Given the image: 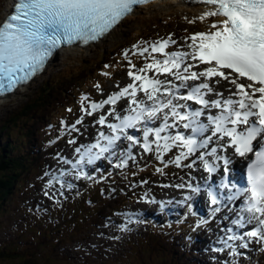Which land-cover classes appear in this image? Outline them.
Wrapping results in <instances>:
<instances>
[{"label": "snow or ice", "instance_id": "snow-or-ice-1", "mask_svg": "<svg viewBox=\"0 0 264 264\" xmlns=\"http://www.w3.org/2000/svg\"><path fill=\"white\" fill-rule=\"evenodd\" d=\"M148 2L16 0L11 13L0 21V95L15 92L43 71L57 49L101 40ZM193 3L204 5V11L189 22H207L206 30L184 37V43L173 51L169 47L178 42L171 34L132 45L123 50L129 81L123 86L117 81L116 91L99 102L89 101L88 106H84L88 96L81 97L82 115L71 125L65 123L68 132H79L77 125H83L84 115L99 110L104 111L94 124L107 131L98 130L93 142L75 148L78 159L65 158V163L76 179H95L86 169L101 159L117 169L127 167L145 152H155L165 166H181L192 157L191 164L183 165L191 168L199 160L209 174L204 178L207 196L212 205H218L212 211L239 201L238 208L228 209L235 218L226 229L231 235L221 243L233 257L242 256L238 249H247L252 240L264 243V0ZM131 56H140L143 65L137 67ZM102 74L111 76L109 72ZM96 87L103 92L100 85ZM68 142L75 144L76 140ZM137 147L141 151L134 152ZM174 148H179V153L165 162L164 154ZM235 157L245 162L240 173L244 184L232 175L236 172ZM68 174V170H61L59 176L45 173L50 177L48 187L59 183V195L64 188L73 189ZM213 174L219 175V184L214 183ZM185 186L193 193L201 192L200 184L174 185ZM220 189H231V194ZM194 199L189 194L182 203ZM188 206L191 210V203ZM204 223L207 221L198 220L197 227ZM122 227L127 230V225ZM216 250L223 252L224 248Z\"/></svg>", "mask_w": 264, "mask_h": 264}, {"label": "rangeland", "instance_id": "rangeland-1", "mask_svg": "<svg viewBox=\"0 0 264 264\" xmlns=\"http://www.w3.org/2000/svg\"><path fill=\"white\" fill-rule=\"evenodd\" d=\"M9 0H1L0 1V16L3 15V7L7 6ZM149 16H156V19L158 16L160 17H165V16H171L172 18L167 19L169 21H173L174 18L177 20L180 19L179 21L180 25L176 24H168L167 27H174L177 28V26H180L181 30L176 33V35H180L179 43H184V37L190 36L192 33L195 32V30L191 28H197L199 25V29H206V22H201L199 20H196V22L190 23L189 21L193 20L194 17L197 15L191 12H184L182 10H175L174 12H156V13H151ZM149 16L145 17L144 23L143 24H148L149 23ZM185 17L187 19H185ZM187 22L185 24L184 21ZM130 23L126 24L123 26L120 31V33H123L125 31L126 35L129 37L131 36L132 32L134 30H140L141 27L139 26L142 22L140 18H132L129 20ZM149 25V24H148ZM154 28H157V24L153 23L152 24ZM151 25V27H152ZM190 33V34H189ZM117 34V35H119ZM133 38L127 43L129 44L130 47L134 45L133 43ZM105 48V49H104ZM107 51L109 49L108 43L98 45L95 47V49L91 51H83L79 52L77 54L72 55L69 58H63L60 59L57 64L51 67V69L44 75L42 76L35 84H33L30 88L24 89V92H21L17 95H14L10 98V100L7 101L6 104L0 105V131L2 130V125L8 124L10 126L9 129H4L3 132H0V141L4 142V137H8L11 133V131L18 133L19 135L21 134V129L19 125H16L15 122H8L11 116L17 115L19 112L22 111V109L26 108V105L32 100V98H36L37 95L44 94L45 92L40 90L41 89V84L45 81H47L50 77H52L53 74H56L58 71H62L63 75L68 74L69 71H75L74 68L79 64V61H89L91 58H96L99 54V51ZM131 49V48H130ZM124 49H120L118 53L122 52ZM122 53L117 54L116 57L118 58L121 56ZM138 58H140L138 56ZM114 60V59H113ZM115 62L119 63L118 59L114 60ZM119 65H121L119 63ZM69 68V69H68ZM82 67H79L76 69V71L80 70ZM122 69L117 70L111 78L113 80L107 81L103 76L97 75L96 72L91 74L90 77L87 79L86 84H94L97 80L101 81L102 86H100V89H103V92L98 90L96 85L93 87H87L95 97L92 99H106L107 95L106 94H111L112 90H116L115 83L117 81L121 82V85H123L126 81H128L127 78V73L126 70H128L127 64L121 65ZM53 72V73H52ZM82 72V71H80ZM95 76L96 78H94ZM80 81L79 79H77ZM82 85V84H81ZM86 89V85H85ZM81 111H78L74 113L72 116L73 118H76L78 116H81ZM61 116V114H60ZM87 117V116H85ZM66 118V116L62 117V119ZM56 118V120H58ZM62 125V122H60ZM61 125L58 129V135L63 134V131L61 130ZM89 125H92L89 123ZM85 126V125H84ZM87 131V130H86ZM87 135V134H85ZM13 139H15L12 136ZM68 139H65L61 144V150L63 148V144L67 143ZM166 154V153H165ZM164 154V156H165ZM175 153L173 154V156ZM156 159V154L155 152L145 154L143 157H141L140 162L147 163V162H154ZM50 161L56 162L57 159L52 156ZM49 161V162H50ZM163 169L162 172H153V173H147L144 175V177H141L138 182L141 183L140 181L145 179V178H150V182L145 185L143 189L138 190V194L140 197L145 196V194L148 193V189L150 186H157L159 187V183L157 182H163V181H168V180H174L175 172L172 173L171 175L164 174L163 172L167 171L164 166L160 167ZM50 170V169H49ZM48 168L45 167L40 171V173L33 174L30 176V179H28L27 182L23 184V186H20L17 189V193H15L14 197L12 198L9 203H7V209L3 211L2 213L0 212V249L5 248V247H11L13 249L15 245H12L11 240L13 235H20V232L24 230L23 224L25 222H29L30 220L33 221L34 218L40 217L37 214H32L28 210L24 208L25 204H27V200H25V197H27V194L23 195V191L26 190L28 193L29 198H36L37 200L43 199V201L51 204V205H56L57 207L60 206V208H63L65 205H67V202L70 200L71 202H76L77 207L74 208V213H81L80 214V219H74V216L71 217L68 220L67 223H62V230L61 231H55L56 237H63L62 235H66L63 238L62 244H59L55 247L52 246H45L43 247V253H41L43 256L39 260L38 264H48L47 261H51L52 264H137L139 261L142 260L143 257L147 255V253L150 251V243L155 242L153 236L150 234V228H148L145 225H141L139 228L134 229L132 228L135 232L132 230H125L122 226L119 227L117 226L114 221V216H111L103 221V225L105 226L104 228H99L96 223V219L98 217L99 222H100V216L98 215L100 211L99 204L97 200L102 196L101 190L107 189L108 186L106 187H101L97 194H93L92 192L89 191H80L79 190V185L74 188V189H68L64 188L63 189V195H60V198L58 199V193L55 192V189H59L60 187L53 185L52 187H47V182L48 179L50 178L47 176V179H41V175H45L47 173ZM59 173V170L56 169L54 173ZM112 172L110 171V174ZM177 174H180L178 172ZM79 179H75L77 182ZM137 181L132 180L129 182V184L125 187H119L115 194H121L123 192L127 191L128 187H136ZM153 189V188H151ZM111 192L114 191L113 189L110 190ZM154 190H152L153 192ZM45 192H48V195H45ZM56 196L57 198L54 199L53 196ZM163 195V193H161ZM40 198V199H39ZM92 199L91 203H88L89 200ZM102 200V199H100ZM90 202V201H89ZM140 202L138 199L137 201H128L127 206L129 205H137ZM117 206V205H115ZM114 206V207H115ZM68 209V208H67ZM70 211V210H69ZM98 215V216H97ZM35 216V217H33ZM66 217V216H65ZM41 222L42 225H39L38 229V235H41L43 232L46 231V228L52 227L45 221L44 216H41ZM61 222L63 220L61 219ZM75 222V223H73ZM143 224V223H142ZM153 231V230H152ZM31 237V235L26 234L24 239ZM32 239V237H31ZM195 240L194 234L192 237ZM255 245L263 246L264 248V243H257L255 240L252 241ZM25 245L24 242L18 241L16 245ZM191 244V242H190ZM157 245V243H156ZM158 246V245H157ZM140 249L145 250V254H142L140 252ZM158 251H160L158 249ZM53 256L52 259H47V256L49 255ZM187 254V253H186ZM206 256L212 260L213 262H216L217 264H242V259H240V262H236L234 259L237 258L233 257L231 254L224 255V254H219L216 253L218 257H210V253H205ZM108 255V256H107ZM29 256L34 257L29 254ZM162 254L159 252L154 256V258H160ZM226 258H225V257ZM64 257L68 258L64 260ZM194 257H198V260H195ZM87 258V260H85ZM178 260H180L178 263L179 264H203L202 261L209 262L210 261L205 258L203 255H197V254H192L190 256L184 255L182 253L179 254V256L176 257ZM70 259V260H69ZM211 264H214V263ZM0 264H14L10 259L8 260H2ZM37 264V263H36Z\"/></svg>", "mask_w": 264, "mask_h": 264}, {"label": "trees", "instance_id": "trees-1", "mask_svg": "<svg viewBox=\"0 0 264 264\" xmlns=\"http://www.w3.org/2000/svg\"><path fill=\"white\" fill-rule=\"evenodd\" d=\"M145 31L146 29L140 30V34L145 33ZM113 53L114 52H111V54ZM108 58H110V55L102 53L99 61L92 62V65L82 70V72L76 71L64 75L60 74L56 81L52 83L51 87L49 86V82L45 83L42 91L45 92L46 88H48V90L44 94L41 93L36 98H33L29 104H27L26 108L22 109L19 114L9 120L12 124L15 122L16 125H19L21 130L25 131V136L21 138L20 142L14 141L12 140V136L18 138L20 135L11 131L5 144L2 145L0 143V209L5 201L13 196L17 187L28 177V173L36 171L37 166L43 163L46 153H40L41 148L35 146V143L36 140H41L43 135H48L46 125L49 122H55L56 118L63 112L67 113V110L64 109L65 105L71 102L73 97L76 99V97L79 96V94H77L79 91L84 90L80 81L88 77L92 71H96L98 68L103 67L102 64L104 61H107ZM83 64L82 62V65ZM62 109L64 110L61 111ZM9 128L10 126L8 124L2 125V129ZM16 149H20V152L17 153ZM115 201L117 200L107 202L103 208ZM174 237L175 235L163 234L158 237L156 242L150 243L154 249H160L163 260L157 262L154 261L151 256H147L143 257L138 264H170L177 253L176 247H174V250L172 249L174 246ZM163 245L166 246V249H163ZM168 247H171L170 251ZM8 256L11 255L5 251H1L0 261ZM26 257V259L12 261L16 264L35 263L30 257ZM254 261H256L255 264L259 262L258 258Z\"/></svg>", "mask_w": 264, "mask_h": 264}, {"label": "bare ground", "instance_id": "bare-ground-1", "mask_svg": "<svg viewBox=\"0 0 264 264\" xmlns=\"http://www.w3.org/2000/svg\"><path fill=\"white\" fill-rule=\"evenodd\" d=\"M10 3H12V1L11 2H9V4ZM153 8H158V9H161V10H163V12L164 11H168V12H174L175 10H177V8H181V9H185L186 7L185 6H182V5H180V6H177V5H174L173 3H171V2H168V1H163V2H160V3H155V4H151V5H149L148 7H145V8H138L136 11H135V13H134V15L132 16V17H130V18H136V17H139V18H145L146 16H147V14H146V12H149L150 10H152ZM189 10L190 11H194V12H196V14L197 15H200V14H202V12L204 11V6L203 5H197V6H192V7H189ZM207 24V23H206ZM93 49H95V45H92L90 48H88V49H86L87 51H91V50H93ZM68 53V51H65V52H63L62 53V56H65L66 54ZM61 55V53L60 54H58L57 55V58H59V56ZM89 123H85V125H88ZM90 129H93L92 127H89V130ZM39 166H40V168H43V165H41V163L39 164ZM195 168H197V170H199L200 168H201V163L199 162V163H197V165L195 166ZM50 170H52V172H54L56 169L55 168H50ZM59 173H60V171H59ZM60 175V174H59ZM176 181L177 180H179V178H176L175 179ZM180 180H182V179H180ZM155 195V194H154ZM178 199V198H177ZM169 210H170V206H168L167 207V209L166 210H164L163 212H161L160 214H157V215H154L153 213H156V212H153V213H151V210L150 209H144L143 210V213L145 214V213H148V215H149V220H151L152 221V223H153V221H155V219H156V217L157 218H160L161 220H163V221H170V223L172 224V225H174L175 224V217L169 212ZM123 216H126V221L125 222H122V224L123 225H127V229H129V230H132L133 232H135L132 228V223H131V221H130V219H129V217L126 215V213H123L122 214ZM136 216H138V217H140V215H139V213L138 212H136ZM115 219L117 220V221H120V217L119 216H116L115 217ZM100 227H104L103 225H100ZM192 229V228H191ZM193 231V230H192ZM151 232V231H150ZM152 236H155V234H154V232H151L150 233ZM195 258V260H198L199 258L198 257H194Z\"/></svg>", "mask_w": 264, "mask_h": 264}]
</instances>
